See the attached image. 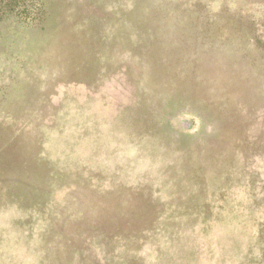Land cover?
I'll return each mask as SVG.
<instances>
[{
	"label": "rangeland",
	"instance_id": "1",
	"mask_svg": "<svg viewBox=\"0 0 264 264\" xmlns=\"http://www.w3.org/2000/svg\"><path fill=\"white\" fill-rule=\"evenodd\" d=\"M0 264H264V0H0Z\"/></svg>",
	"mask_w": 264,
	"mask_h": 264
}]
</instances>
